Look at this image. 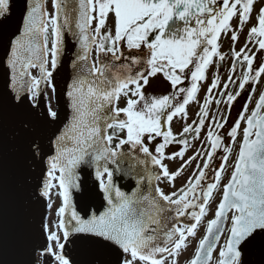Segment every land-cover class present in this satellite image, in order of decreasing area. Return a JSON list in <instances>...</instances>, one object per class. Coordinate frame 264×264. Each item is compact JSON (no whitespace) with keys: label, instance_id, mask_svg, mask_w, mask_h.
<instances>
[{"label":"snow or ice","instance_id":"6c2138e0","mask_svg":"<svg viewBox=\"0 0 264 264\" xmlns=\"http://www.w3.org/2000/svg\"><path fill=\"white\" fill-rule=\"evenodd\" d=\"M262 78L264 0H0V264H180L221 185L186 264H264Z\"/></svg>","mask_w":264,"mask_h":264},{"label":"rangeland","instance_id":"374dc122","mask_svg":"<svg viewBox=\"0 0 264 264\" xmlns=\"http://www.w3.org/2000/svg\"><path fill=\"white\" fill-rule=\"evenodd\" d=\"M256 7L259 8L260 7V4H257ZM109 22H111V21H109ZM252 23L253 24L255 23V18H253ZM250 26L251 25H249L248 27H250ZM248 27H246L244 29V32L240 36L239 42L235 45V47H236L237 50H239L243 46V44L245 42V37H246L247 32H248ZM221 43H222L221 51H223V52L229 51V47H230V43H231L230 40L229 39L222 38ZM260 63H261V59L258 58L256 60L254 66H257L258 67L260 65ZM220 75L222 77V83H223L224 81L227 80V77L229 75L228 69L225 72L220 73ZM211 79L212 78H210L209 83H210ZM263 85H264V78H262L261 81H260L259 88H258V93L256 94V96L254 98L251 96L252 97V102L249 105V114L251 113L252 109L255 107V103L257 101L256 98L259 97V94L262 91ZM145 91H146V93L147 92H151V93L156 94V95H161V94H166L168 91H170V88L167 85V83L162 79V77H159L158 76L157 78H154V79H152L150 81V86L148 88H146ZM247 96H249V95H247ZM247 96L244 95L234 105V107L232 109V113H231V119L229 120V124H231L236 119L237 113L240 111L241 106L245 102V97H247ZM201 98L202 97H200L199 99H201ZM123 106H124L123 105V102H121V107H123ZM188 112H189L188 123H191L192 120L195 118L196 110L194 108H188ZM182 126L183 125H182V122L180 120H174V122H173V129H174V131H177V132L180 131V129L182 128ZM206 127H207V125H206ZM242 127H243V125H242ZM203 136H204V133H202L201 140L194 141V143H195V145L197 147H199V145L202 143ZM239 143H240V139L238 138L237 141H236V147L234 149L232 158L229 160V165L233 164L234 161H235L236 154L239 151ZM204 146L207 147L206 144ZM173 150H178V148L174 146V147H172V148L169 149V151H173ZM192 154H193L192 151H189L188 152V155H192ZM198 162H200V161H194L193 164H192V166L187 169V171L183 174V176L181 178H178L177 179V181L175 182V187L177 189L180 188L187 181V179L192 175L193 171L195 170V165ZM166 163H169L170 169L174 170L178 166L179 161H177L176 163H171L169 161H166ZM218 163H219V157H217L216 163L213 165V167H215L216 164H218ZM231 170H232L231 167H229L228 168V174L231 173ZM227 179H228V176H225L224 177V183L227 182ZM162 186L165 187V190L166 191L175 190V189L169 188L166 184L165 185H162ZM221 195H222V185H221V191L220 192H216L214 194V199L210 203L209 213L204 218V220L202 221L201 225L198 227V231H197L196 237L189 239V246H188V248L183 252V254L179 258L180 259V264H186V262L189 261L192 258L193 254H194V250L197 247L198 240L200 238H202L203 235L205 234V229H206L207 221L213 218V215H214L216 206H217V204H218V202H219V200L221 198ZM59 203H60V200L57 198L56 205H58ZM54 212H55V205H54V208H53V213Z\"/></svg>","mask_w":264,"mask_h":264},{"label":"flooded vegetation","instance_id":"af4514ba","mask_svg":"<svg viewBox=\"0 0 264 264\" xmlns=\"http://www.w3.org/2000/svg\"><path fill=\"white\" fill-rule=\"evenodd\" d=\"M230 65H231V60H228V61H227V64L225 65V67L221 68L220 73L225 72V71L228 69V67H230ZM213 72H215V66H213L212 69H210V71H209V73H208V82L205 83V84L203 85V87L201 88V91H200V93H199V98L202 97V98L200 99L201 103H202V101H203V99H204V97H205L206 90H207V87H208V84H209V80H210V78H212V74H213ZM237 75H239V70L237 71ZM211 80H212V79H211ZM210 82H211V81H210ZM253 87H254V89H255L254 94H253V93H249V92L246 90V91L243 93V95H242L239 99H241L244 95H246V96H247V95H251V96L254 98V97L256 96V94L258 93L259 85H253ZM221 90H222V88H221ZM229 90H231V86H230V89H229ZM213 95H216V98L219 99V96L217 95L216 92H214ZM239 99H238V100H239ZM256 99H257V98H256ZM198 107H199V105H197V104H195V103H192V104L189 105V108H194V109L196 110V113H197V111H198ZM225 108H226V105H224V104L219 105V109H220V111H224ZM216 110H217V105H216L215 103H213V104L211 105V112H210V115L213 114V113H215ZM196 113H195V118H194V119L197 118V117H196Z\"/></svg>","mask_w":264,"mask_h":264},{"label":"water","instance_id":"95a60500","mask_svg":"<svg viewBox=\"0 0 264 264\" xmlns=\"http://www.w3.org/2000/svg\"><path fill=\"white\" fill-rule=\"evenodd\" d=\"M68 48L71 50L72 49V44L71 43H69L68 44ZM69 55H71L72 54V51H69V53H68ZM263 91H264V89H263ZM262 114H264V113H262ZM123 183H127V181H124ZM75 198V197H74ZM77 200H78V198H76ZM79 206V205H78Z\"/></svg>","mask_w":264,"mask_h":264}]
</instances>
